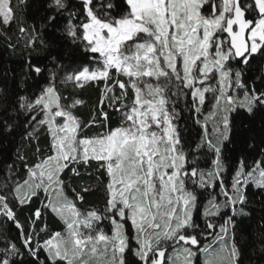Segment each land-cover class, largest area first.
Masks as SVG:
<instances>
[{
  "label": "snow or ice",
  "instance_id": "1",
  "mask_svg": "<svg viewBox=\"0 0 264 264\" xmlns=\"http://www.w3.org/2000/svg\"><path fill=\"white\" fill-rule=\"evenodd\" d=\"M123 3L114 11L113 0H80L77 11L68 0H46L26 27L28 0H0V31L15 27L17 44L47 54V63L26 61L38 90L18 96L12 108L26 117L23 138L38 139L42 129L49 138L43 151L37 144L34 163L18 155L23 179L8 165L0 181V216L21 241H3L0 264H195L198 255L201 264H242L236 218L250 215L249 186L264 192V136L246 145L259 149L258 158L241 156L231 168L226 160L245 130L259 123L264 131V89L244 79L254 57L264 58V0ZM57 81L74 89L103 85L90 120L75 111L85 101L65 103ZM181 99L199 129L194 140L182 135ZM0 109L9 112L7 104ZM106 109L120 113L119 126L110 127ZM92 126L102 130L88 135ZM0 127L11 133L14 123L9 117ZM93 162L107 177L103 211L82 209L91 189L69 195L63 178ZM41 194L26 232L16 207ZM42 209L64 226L43 240L48 225L35 227Z\"/></svg>",
  "mask_w": 264,
  "mask_h": 264
},
{
  "label": "trees",
  "instance_id": "2",
  "mask_svg": "<svg viewBox=\"0 0 264 264\" xmlns=\"http://www.w3.org/2000/svg\"><path fill=\"white\" fill-rule=\"evenodd\" d=\"M113 2L118 6L114 11H120L125 7L123 0H113ZM45 4L46 0H28L29 6L22 13L26 27L30 26L32 21L37 18L38 13L42 12ZM68 4L70 9L79 10V0H68ZM66 19L67 14H65L62 20ZM18 35L15 27L11 31H0V90L3 92V95H0V104H7L9 107L8 113H4L2 109H0V121L10 117L14 123V130L11 133L5 132L3 128L0 127V181L4 180L8 165H13L14 170H17L18 178L23 179L26 175V170L24 161L19 160L17 158L18 155L25 156L27 158V163L32 164L37 160V144H39L40 149L43 151L48 147L49 143V138L43 129L37 133L38 139L29 140L23 138L26 132L24 127L26 117L23 115L17 116L15 110L12 108L18 96L25 95L31 97L32 93L38 90L36 80L32 78L27 71L26 61L31 58L33 62L39 61L47 63L45 59L46 53L38 54L31 52L30 49L24 46L23 41L17 44ZM9 41L16 45V47L10 48L8 46ZM82 55V53L77 52L74 54V58L79 59ZM263 66L264 58L256 56L250 67L245 70L244 79L249 87L254 85L257 89H264ZM41 83H43V81H41ZM57 86L64 96L67 97L65 103H69L72 99H81L85 101V103L78 106L75 111L85 122L90 120L99 102L100 89L103 85H86L83 89H74L71 84L65 86L59 84V81H57ZM117 91H119V89H117ZM177 108L181 111L180 126L182 135L186 140H194L199 129L198 126L192 122L190 113L186 110L185 101L183 99L178 101ZM106 110L109 112L110 116V127L115 128L119 126L121 122L120 113L114 112L111 109ZM101 130L102 129L96 126H92L87 129V134L94 135ZM257 130L256 128V131ZM253 131H255L254 127L250 133L245 130L246 134L243 138H238L236 143L230 146L228 159L226 160L230 168L235 165L236 161L241 156H246L248 161L258 158V148L256 152H251V150L246 147L247 143L250 142L248 136ZM261 132L262 131H260V133L258 132L259 140L255 141L257 145L260 144L261 137L263 136ZM249 153L251 154L249 155ZM80 171V176H74L68 170L63 174V178L69 186V195H72V188H75L76 191L79 192L83 187H89L91 190L83 193L84 201L79 206L82 209L98 208L103 211L105 205L103 184L106 182L107 177L103 172L98 173L95 171V162H93V166L87 169V171L81 166ZM89 173L91 174L89 175ZM97 176L100 177V180H97ZM228 182H230V179ZM247 195L248 204L246 210L250 215L236 218V233L239 231L241 237V240L238 242L242 253L241 260L242 264H264V192L249 186ZM203 199L204 197H201V200ZM42 201L43 194H41L39 198H33V201L28 205L16 207L17 219L24 226L26 232L30 230V217H32V214L37 208H41ZM195 219L201 229H203L204 220L199 215V211L195 214ZM45 223L48 225V230L47 232H41L39 234L41 240H43L48 233L52 231H62L64 227L50 211L42 209V218L36 221V229L39 230ZM105 225V230L107 231L110 226L107 225V222H105ZM127 228L129 232H131L129 223H127ZM197 231H200V229ZM8 238L15 241L17 245L21 244L19 230L11 221H7L4 217L0 216V247L4 246L3 241ZM26 259L28 258L26 257ZM130 259L132 258L130 257ZM195 264H201L199 255L196 257Z\"/></svg>",
  "mask_w": 264,
  "mask_h": 264
},
{
  "label": "rangeland",
  "instance_id": "3",
  "mask_svg": "<svg viewBox=\"0 0 264 264\" xmlns=\"http://www.w3.org/2000/svg\"><path fill=\"white\" fill-rule=\"evenodd\" d=\"M79 1H80V0H79ZM263 69H264V66H263ZM213 83H214V82H213ZM253 127L255 128V131H253V132L248 136V140H249L251 143H255V144H256L255 141H258V140H259L258 132L260 133V131H262V130H261V127H260L259 123L255 124ZM256 128L258 129L257 131H256ZM261 134L264 136V131H262ZM261 134H260V135H261ZM252 137H254L255 139L253 140ZM237 139H238V138H237ZM250 162H251V161H249V163H250ZM128 223H129V225H130V227H131L130 222H128ZM249 239H250V237H249ZM236 240H237V242H239V241L241 240V237H240V235H239V231H238V233H236ZM200 258H201V257H200Z\"/></svg>",
  "mask_w": 264,
  "mask_h": 264
}]
</instances>
